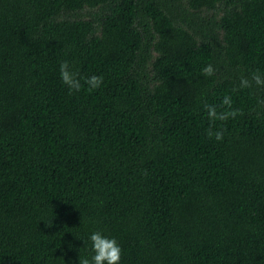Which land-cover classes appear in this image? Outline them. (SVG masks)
<instances>
[{
	"label": "trees",
	"instance_id": "16d2710c",
	"mask_svg": "<svg viewBox=\"0 0 264 264\" xmlns=\"http://www.w3.org/2000/svg\"><path fill=\"white\" fill-rule=\"evenodd\" d=\"M256 71L264 0H0V264H264Z\"/></svg>",
	"mask_w": 264,
	"mask_h": 264
},
{
	"label": "clouds",
	"instance_id": "9594fccd",
	"mask_svg": "<svg viewBox=\"0 0 264 264\" xmlns=\"http://www.w3.org/2000/svg\"><path fill=\"white\" fill-rule=\"evenodd\" d=\"M60 78L64 85L69 88L70 94L72 92H78L84 86L81 84V80L78 78V73L72 71L71 66L68 61H63L59 67ZM212 65H208L203 69V73L206 76L213 75ZM258 86H264V77L259 73V71L253 72L251 74V80L247 77L241 78V87L248 88L252 86V83ZM103 83L102 76L92 75L91 77L84 78V84H86L89 90H94L99 88ZM222 104L231 109L232 102L231 97L225 96ZM205 109L208 113L210 120L220 119L226 121L229 117H235L240 113L238 109H232L231 111H225L222 113H217L216 107L213 105H205ZM209 138L213 136L217 141H222L224 138V133L222 130L213 132L211 128L208 130ZM89 239L92 242V255L91 257L79 256V264H120L122 249L119 246L115 238H109L103 235L102 232H93Z\"/></svg>",
	"mask_w": 264,
	"mask_h": 264
}]
</instances>
